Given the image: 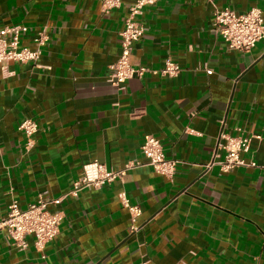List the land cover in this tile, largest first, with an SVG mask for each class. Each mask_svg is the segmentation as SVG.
Wrapping results in <instances>:
<instances>
[{
  "label": "crops",
  "instance_id": "1",
  "mask_svg": "<svg viewBox=\"0 0 264 264\" xmlns=\"http://www.w3.org/2000/svg\"><path fill=\"white\" fill-rule=\"evenodd\" d=\"M121 1L104 13L101 0H0V27L29 28L23 46L43 31L49 37L36 64L0 68V221L12 202L25 208L39 196L61 198L48 210L63 215L41 251L32 237L19 249L0 230V264H264V141H250L245 166L205 171L215 152L223 157L225 136L264 135V40L228 50L213 11L257 8L264 19V0L145 7L131 65L156 69L171 59L181 71L119 89L108 66L134 0ZM23 119L38 126L29 149ZM146 136L177 162L171 179L139 165L69 195L89 162L115 171L144 162ZM121 198L140 210L135 231Z\"/></svg>",
  "mask_w": 264,
  "mask_h": 264
},
{
  "label": "built area",
  "instance_id": "2",
  "mask_svg": "<svg viewBox=\"0 0 264 264\" xmlns=\"http://www.w3.org/2000/svg\"><path fill=\"white\" fill-rule=\"evenodd\" d=\"M157 0H134L128 7L127 18L124 28L120 33V54L118 58L108 66V82L116 88L123 89L125 83L133 78H144L147 75L161 77H176L181 67L171 59H166L159 68L134 67L131 65V54L134 44L144 33L143 26L137 21V17L142 14L145 7L153 6ZM121 0H101V10L108 13L119 8ZM214 31L218 34L227 46L228 50L246 52L254 48L261 40H264V19L261 11L251 8L246 12L239 13L228 7L213 11ZM29 32L26 26H5L0 27V68L6 69L9 62L20 64H36L41 56L42 48L46 45L49 37L43 31L33 38L32 47L23 46L21 38ZM23 132L27 141L26 147L29 149L34 145L33 136L38 130L37 123L32 119H23L18 126ZM188 133L194 134L193 130ZM252 139L264 141V135L244 133L235 137L225 136V144L221 146L224 155L219 158L215 152L209 162L205 165L208 172L214 166L220 171L227 173L233 169L245 166L246 163L241 155L249 150ZM141 154L144 162L128 164L125 169L115 171L108 170L97 161L89 162L82 167L81 176L72 183L69 195L76 196L78 192L86 188L99 189L106 183L124 176L127 169L134 166H150L154 171L171 179L174 175L175 160L167 159L160 142L153 136H146L141 146ZM250 166H255L250 163ZM122 199V198H121ZM128 208L132 230H136L135 225L140 210L136 206H130L128 201L122 199ZM61 198L47 199L39 196L37 201L25 208H20L16 202H12L8 207L5 218L0 221V230L5 231L8 240L19 249L27 246L26 238L32 237L33 244L37 250H43L49 242L53 241L59 233V227L63 219L61 212H50L48 206L58 205Z\"/></svg>",
  "mask_w": 264,
  "mask_h": 264
}]
</instances>
